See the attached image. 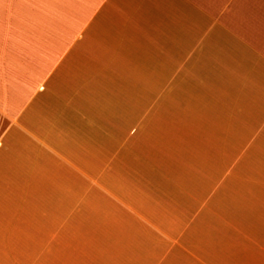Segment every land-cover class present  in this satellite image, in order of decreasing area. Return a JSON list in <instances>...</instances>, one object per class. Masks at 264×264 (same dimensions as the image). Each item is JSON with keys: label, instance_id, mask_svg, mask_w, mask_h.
<instances>
[{"label": "crops", "instance_id": "crops-1", "mask_svg": "<svg viewBox=\"0 0 264 264\" xmlns=\"http://www.w3.org/2000/svg\"><path fill=\"white\" fill-rule=\"evenodd\" d=\"M0 264H264V0H0Z\"/></svg>", "mask_w": 264, "mask_h": 264}]
</instances>
